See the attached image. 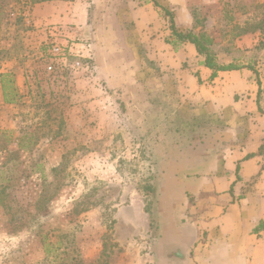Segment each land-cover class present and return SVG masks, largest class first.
Returning a JSON list of instances; mask_svg holds the SVG:
<instances>
[{
    "label": "rangeland",
    "instance_id": "374dc122",
    "mask_svg": "<svg viewBox=\"0 0 264 264\" xmlns=\"http://www.w3.org/2000/svg\"><path fill=\"white\" fill-rule=\"evenodd\" d=\"M24 1L0 0V184H11L7 192L17 211L11 223L0 204V264L43 259V233L53 239L68 234L86 262L97 260L106 244L108 264H146L158 235V162L180 147L204 143L212 131H221L224 119L181 98L174 73L139 35H93L91 0H85L91 22L82 38L95 49L93 68L75 69L71 56L67 62L55 59L49 72L53 44L80 47L85 41L43 33ZM155 1L169 29L178 9L171 1ZM182 1L191 17L175 27L212 39L216 64L257 65L264 40L251 49H230L234 41L223 32L228 25L219 22L218 33L206 29L203 0ZM247 3L260 13L264 9L260 0ZM169 30L163 38L177 39ZM41 194L51 197L37 208ZM143 206L154 217L150 230Z\"/></svg>",
    "mask_w": 264,
    "mask_h": 264
},
{
    "label": "crops",
    "instance_id": "0c3cea01",
    "mask_svg": "<svg viewBox=\"0 0 264 264\" xmlns=\"http://www.w3.org/2000/svg\"><path fill=\"white\" fill-rule=\"evenodd\" d=\"M169 1L178 9L174 24L188 21L187 5L162 0L164 5ZM247 1L202 2L209 11L206 29L218 33L219 22L228 25L223 32L234 41L230 49H251L264 40V9L260 13ZM91 2L92 22L91 3L85 0H45L31 11L46 29L43 33L84 40L77 49L93 60L95 49L82 38L90 22L93 35H139L149 53L174 73L181 98L224 119L221 131H212L204 143L180 147L169 160L158 162V235L146 264H264V47L254 68L236 62L235 69L210 68L195 44L178 39L172 25L177 39L163 38L170 28L155 0ZM215 133L220 137L214 138ZM131 208L139 218V207ZM142 210L150 230L153 214Z\"/></svg>",
    "mask_w": 264,
    "mask_h": 264
},
{
    "label": "trees",
    "instance_id": "16d2710c",
    "mask_svg": "<svg viewBox=\"0 0 264 264\" xmlns=\"http://www.w3.org/2000/svg\"><path fill=\"white\" fill-rule=\"evenodd\" d=\"M42 1L45 0H25L23 3V7L32 6L33 4ZM172 29L174 34L178 37L180 41H189L195 44L199 54L205 57L204 64L206 66L219 70H229L238 68L236 65L233 64L218 66L216 65L214 61V56L209 48L211 39L205 37L204 35H197L193 32L184 33L182 31H178L175 27L173 20ZM3 89L6 100H9L7 98V85L3 86ZM10 185V183L0 184V204L5 209V212L9 215V221L11 223H14L17 221V211L14 209V206L9 200V193L7 192V188H9ZM50 197H44L41 194L36 201V207L41 208L45 202L50 200ZM21 220L24 221L25 219L22 217ZM67 237L68 234L64 233L56 235L55 239L50 237L48 233L41 234V243L43 244L44 257L36 264H108V261L106 259H103V255L106 254L108 249L106 244H104L103 254H101L97 260H94L92 262H86L81 256V253L77 251V248L71 244V241H69V238Z\"/></svg>",
    "mask_w": 264,
    "mask_h": 264
},
{
    "label": "built area",
    "instance_id": "2783aa9c",
    "mask_svg": "<svg viewBox=\"0 0 264 264\" xmlns=\"http://www.w3.org/2000/svg\"><path fill=\"white\" fill-rule=\"evenodd\" d=\"M51 58L46 64V69L49 72L54 71L55 59L61 60L62 62L70 61L71 56H74L72 66L75 69H92L93 64L89 56L83 55V53L75 47L72 42L70 45H63L55 43L50 48Z\"/></svg>",
    "mask_w": 264,
    "mask_h": 264
}]
</instances>
